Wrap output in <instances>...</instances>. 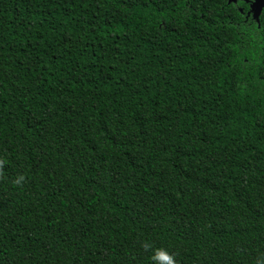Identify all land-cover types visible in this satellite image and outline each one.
Here are the masks:
<instances>
[{
  "label": "trees",
  "instance_id": "16d2710c",
  "mask_svg": "<svg viewBox=\"0 0 264 264\" xmlns=\"http://www.w3.org/2000/svg\"><path fill=\"white\" fill-rule=\"evenodd\" d=\"M264 264V9L0 0V264Z\"/></svg>",
  "mask_w": 264,
  "mask_h": 264
},
{
  "label": "water",
  "instance_id": "95a60500",
  "mask_svg": "<svg viewBox=\"0 0 264 264\" xmlns=\"http://www.w3.org/2000/svg\"><path fill=\"white\" fill-rule=\"evenodd\" d=\"M239 1L251 3L250 13H253L254 18L258 20L259 16L261 15V13L264 9V0H228V3L229 4H236Z\"/></svg>",
  "mask_w": 264,
  "mask_h": 264
},
{
  "label": "clouds",
  "instance_id": "9594fccd",
  "mask_svg": "<svg viewBox=\"0 0 264 264\" xmlns=\"http://www.w3.org/2000/svg\"><path fill=\"white\" fill-rule=\"evenodd\" d=\"M152 259L157 260V261H160V260L165 261L166 264H175L174 258L168 255L163 250H157L155 254L153 255Z\"/></svg>",
  "mask_w": 264,
  "mask_h": 264
},
{
  "label": "flooded vegetation",
  "instance_id": "af4514ba",
  "mask_svg": "<svg viewBox=\"0 0 264 264\" xmlns=\"http://www.w3.org/2000/svg\"><path fill=\"white\" fill-rule=\"evenodd\" d=\"M239 2H240V1H239ZM239 2H238V3H239ZM238 3H236V4H238ZM248 5H249V8H250V7H251V3H248ZM250 11H251V9H250Z\"/></svg>",
  "mask_w": 264,
  "mask_h": 264
}]
</instances>
